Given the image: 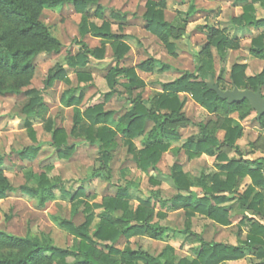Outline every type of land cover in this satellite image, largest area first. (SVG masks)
Segmentation results:
<instances>
[{
    "label": "trees",
    "instance_id": "16d2710c",
    "mask_svg": "<svg viewBox=\"0 0 264 264\" xmlns=\"http://www.w3.org/2000/svg\"><path fill=\"white\" fill-rule=\"evenodd\" d=\"M98 2L99 0H0V95L22 93L25 96L26 101L20 112L25 117V129L31 140L36 141L34 120L44 106L41 92L30 87L34 75L32 62L38 54L58 53L62 47L51 29L41 21V14L44 9L56 10L70 3L74 11L81 15L78 27L80 38L89 35L100 39L103 46L88 49L84 43L78 42L79 51L74 56H66L65 68L56 64L47 71L43 80L44 89L51 87L55 81L70 85L68 75L71 70L78 83L90 82L91 76L83 69L90 58L103 59L106 44L112 45L116 65L105 76L109 90L102 95V102L82 106L85 85L71 87L61 94L60 103L63 107L72 108V127L69 133L55 126L53 119L44 120L43 128L51 136L49 146L56 151L57 158L67 160L73 154L74 146L69 145V137L83 139L97 147V160L106 171L97 169L92 176L109 182V164L117 147L116 136L119 134L127 147V154L132 156L133 162L142 172L155 170L162 154L169 150L175 156L183 150L189 160L201 155L213 157L215 171L191 176L184 173L179 164H173L170 179L176 194L164 199L159 191H154L149 198L140 200L138 204L129 199V191L133 188L131 181L116 185L114 196L100 203L84 204L85 220L82 224L75 225L68 220H60L59 226L75 241L68 248L56 247L49 236L26 234L19 237L0 230V264H222L241 260L246 252L254 253L260 259L257 264H264V222L256 218L260 216L264 219V163L243 157L235 144L243 131L239 122L245 120L252 110L246 100L229 105L206 87L207 78H215L212 49L223 60L228 51L239 48L238 38H231L225 30L216 26H203L201 32L206 35V43L195 55L197 63L194 69L182 71L175 80L160 84V91L148 101V106L140 93L135 94L131 99L130 109L117 118L116 112L104 110L105 103L117 93L116 86H121L132 95L133 90L144 87V82L137 76L135 68L119 67V62L129 51L125 42L128 36L111 32L110 24L103 21ZM234 3L240 6L241 14L230 19L231 28L261 29L262 32L251 39L248 51L252 56L264 60V18L258 19L255 9L256 4L264 8V0H234ZM88 6H95L93 16L102 20L101 25L90 21L86 13ZM165 6L166 0H147L142 17L146 30L161 42L170 55L175 56V42L183 37L187 20L181 18L180 21L177 19L175 22H166L163 15ZM192 7L190 6V13L186 15L193 13ZM112 17L123 19L114 14ZM156 67H159L160 72L170 69L168 64L152 58L137 65V69L143 72H152ZM245 69L244 64H234L229 73V86L227 87L222 72L215 83L221 90L237 87L239 90L255 91L259 86L264 97V66L260 73L253 76H246ZM180 94L189 95L191 100L214 115L215 119L197 124L196 134L188 137L180 148H171L172 143L179 140L178 129L190 123L183 113L186 97L182 98ZM232 114H236L237 119L231 118ZM147 122L152 123L148 131ZM256 122L264 129V115ZM221 131L224 134L220 140L218 133ZM135 139H140V149L134 145ZM39 148V145L27 147L19 152V156L22 159H34ZM226 150H233L238 158L229 157ZM1 167L0 158V199H3L14 188ZM43 169L44 172L35 176L26 175V183L19 188L23 194L37 198L40 206L54 197L52 191L61 183L48 176L50 166L46 165ZM245 177H249L251 183L240 193L238 188ZM31 181L33 185H29ZM149 181L157 183L151 177ZM193 189H198V192ZM83 195V189L79 188L71 197L78 199ZM151 200L158 203L160 211L183 210L187 218L186 231L190 227V218L196 214L205 216L220 226H228L230 213L235 205L243 215L240 225L247 228L245 240L240 246H232L206 242L193 234L199 243L195 258H183L177 263L172 258V249L168 247L158 256L116 248L120 239L146 236L153 240H163L168 232L172 235L181 233L152 222L155 204ZM232 201L235 204L224 206ZM95 210H98L99 221L91 231ZM156 216L162 219L165 213L157 212ZM97 246L104 248V251L98 250Z\"/></svg>",
    "mask_w": 264,
    "mask_h": 264
},
{
    "label": "rangeland",
    "instance_id": "374dc122",
    "mask_svg": "<svg viewBox=\"0 0 264 264\" xmlns=\"http://www.w3.org/2000/svg\"><path fill=\"white\" fill-rule=\"evenodd\" d=\"M146 2L147 0H99L98 4L102 9L103 21L110 24L111 32L129 36L127 41L130 45V51L125 56L122 66L132 67L149 58L170 66V69L162 73L138 71L140 78L146 83L142 97L147 99V105L155 94L154 89L159 88V83L173 81L180 76V72L194 69L197 63L195 55L206 43V35L201 32L205 25L216 26L225 30L231 38H239V49L228 51L223 60H220L216 50L212 49L214 81L222 72L228 87L230 84L229 73L234 64H244L246 76L256 75L261 70L263 62L251 58L248 47L250 40L262 31L242 30L234 32L230 28V19L239 16L241 13V8L235 5L234 0H185V3H180L179 0H167L164 17L166 22L174 21L176 18L179 21L181 18L187 20L183 37L175 42V56L170 55L157 38L145 30L142 14ZM190 6H193V13L189 16L186 14L190 13ZM255 8L256 17L263 18L264 8L258 4ZM94 11L95 6H88L86 9L87 16L97 25H101L102 20L93 16ZM111 14L123 17V19L117 20ZM41 21L51 29L53 35L61 42L62 47L58 53L38 54L32 62L34 75L30 87L41 92L42 99L46 104V108L43 106L35 116L33 130L36 141L31 140L28 135L25 129V117L20 112L26 101L25 96L22 93L19 95H0L1 168L14 188L13 192L7 193L3 199H0L1 231L19 237L26 234L37 237L49 236L56 247L68 248L73 246L75 241L70 234L59 226L60 220H68L75 225L82 224L85 220L84 204L100 203L114 196L116 185L124 184V180L132 182L133 188L129 191V199L138 204L140 200L149 198L150 193L154 191H159L164 199L175 195L176 191L170 179V169L173 164L179 163L182 171L191 176H199L201 172L210 174L215 171L214 158L201 155L189 160L183 150L177 156L169 150L162 154L155 170L149 169L147 172H142L133 162L132 156L127 154V147L119 138L117 139V149L113 151L109 164V182L92 176L95 170L101 168V163L97 160V149L85 141L69 137V145L74 146L73 154L67 160L57 158L56 151L49 146L51 136L43 128L44 120L53 119L55 126L61 127L69 133L72 127V110L63 107L60 103L61 94L71 87L85 85L82 106L102 102V95L109 90L105 79L106 69L114 62L111 58L112 45H104L103 59L101 61L89 59L87 62L84 72L91 76L90 82L78 83L76 75L70 72L68 76L70 85L54 82L51 87L44 89L43 80L47 71L56 64L63 65L65 68L66 56H74L78 53L80 48L78 42H81L78 33L81 15L74 11L72 4L67 3L56 10L44 9L41 14ZM82 41L90 48L103 46L98 39L91 36H86ZM118 91L119 94L105 104V109L116 111L121 115L129 105L124 100L126 95L120 93L123 91L122 88L118 87ZM186 96L188 95H182V98ZM184 112L190 120V125L180 130V134L178 133L179 140L173 142L171 148H180L189 136L197 132V124L206 122L210 118L215 119V116L209 115L207 111L187 97ZM254 116L252 112L246 120L241 122L244 129L243 136L235 143L243 157H249L250 140L252 134L257 130L255 121L252 120ZM223 134L222 131L218 134L220 140L223 138ZM133 143L137 149L141 148L140 139L133 140ZM37 145L40 148L34 159L20 158L19 152L27 147ZM226 154L229 157L238 158V154L233 150H226ZM46 165L51 167L48 176L53 180L61 181V183L53 189L54 197L40 206L37 198L23 194L19 188L26 183V175L35 176L44 172L43 167ZM101 170L104 171V168ZM125 171L127 174L123 175ZM150 177L157 183L154 184L149 181ZM29 185H33V182L31 181ZM79 188L83 189L84 195L78 199H73L71 196ZM196 191L198 192V190ZM150 202L155 204L152 222L181 233L172 235L168 232V236L163 240H153L146 236L120 239L116 248L141 251L151 256H158L168 247L172 249V258L177 263L183 258L189 260L195 258V251L199 243L193 234L198 235L206 242L235 245L242 229L245 231L247 229L244 225H240L242 213L235 205L230 213L228 226L221 227L205 216L196 214L190 218V227L186 231L187 218L183 210L167 211L162 209L160 211L156 201L151 200ZM230 204H235V201L226 203L224 206ZM157 212H164L165 217L158 218ZM97 214L98 210L93 211L94 221L91 231L99 221ZM240 244L241 242L235 246H240ZM97 249L104 251L101 246H97Z\"/></svg>",
    "mask_w": 264,
    "mask_h": 264
},
{
    "label": "crops",
    "instance_id": "0c3cea01",
    "mask_svg": "<svg viewBox=\"0 0 264 264\" xmlns=\"http://www.w3.org/2000/svg\"><path fill=\"white\" fill-rule=\"evenodd\" d=\"M167 1V0H166ZM180 1V3H185L184 1L185 0H179ZM188 1H190V0H188ZM189 3V2H188ZM257 5V4H256ZM256 5H255V7H256ZM236 6H238V5H236ZM166 7H167V2H166V6H165V8H164V10H163V15H164V17H165V10H166ZM238 7H240V6H238ZM256 9V8H255ZM144 12H145V10H144ZM241 14V13H240ZM239 14V15H240ZM179 15V14H178ZM142 16H143V14H142ZM234 17H236V16H234ZM238 17V16H237ZM233 18V17H232ZM258 18V17H257ZM264 18V17H263ZM177 19V18H176ZM176 19L174 20V21H171V22H175L176 21ZM259 19V18H258ZM142 20H143V17H142ZM91 22H93V23H95V24H97L96 22H94V21H92V20H90ZM166 21V20H165ZM143 22H144V20H143ZM144 28H145V22H144ZM230 28H231V25H230ZM234 32H239V31H242V30H244V31H249V30H255V31H261V29H255V28H239V29H233V28H231ZM145 30H146V28H145ZM147 31V30H146ZM148 32V31H147ZM114 34V33H113ZM150 35H152L151 33H149ZM204 34V33H203ZM123 35H125V34H123ZM86 36H89V35H86ZM85 36V37H86ZM126 36H128V35H126ZM152 36H154V35H152ZM85 37H83L82 39H81V42L82 43H84L86 46H87V48L88 49H94V48H90L85 42H83L82 40L85 38ZM129 37V36H128ZM155 37V36H154ZM93 38V37H92ZM237 38V37H236ZM97 39V38H96ZM128 39V38H127ZM99 40V42L101 43V40L100 39H98ZM158 40V39H157ZM238 40H239V38H238ZM159 41V40H158ZM127 44H128V46H129V51H130V45H129V42L128 41H125ZM160 42V41H159ZM250 42H251V40H250ZM161 43V42H160ZM101 45V44H100ZM107 46L108 45H110V44H106ZM205 45V44H204ZM203 45V46H204ZM249 46H250V44H249ZM239 49V48H238ZM248 49H249V47H248ZM128 51V52H129ZM112 52V51H111ZM127 52V53H128ZM127 53L124 55V57H123V59L119 62V67H125V68H135V72H136V74H137V76L140 78V76H139V74H138V71H140V72H143V71H141V70H139V69H137V65H135V66H132V67H127V66H122L121 64H123L122 62H123V60L125 59V56L127 55ZM248 53H249V51H248ZM249 55L251 56V58H253V59H255V60H259V61H262L263 62V66H264V60H261V59H259V58H256V57H254V56H252L250 53H249ZM111 58H112V60H113V62H114V64L113 65H111V66H109V67H107V69H106V72H108V70L110 69V68H113L115 65H116V62H115V60H114V58H113V52H112V55H111ZM90 59H92V58H90ZM153 59V58H152ZM93 60V59H92ZM94 60H96V59H94ZM89 61V60H88ZM96 61H101V60H96ZM145 61V60H144ZM156 61H158V60H156ZM159 62V61H158ZM160 63H163V62H160ZM140 64V63H139ZM263 66H262V68H261V70L258 72V73H260L261 71H262V69H263ZM84 70H86V67L83 69V71ZM164 71H166V70H164ZM164 71H162V72H164ZM70 72H73V74H75L74 73V71H70ZM153 72H157V73H162V72H160L159 71V67H156L155 69H154V71H152V72H143V73H153ZM257 73V74H258ZM70 74V73H69ZM107 74V73H106ZM69 76V75H68ZM140 80H142L141 78H140ZM143 81V80H142ZM55 82H60V81H55ZM144 82V81H143ZM165 83H167V82H165ZM160 84H162V83H159L158 84V86H159V88H156V89H154V92L156 93V92H159L160 91ZM118 87H120V88H122L121 86H119V85H117L116 86V90H117V93L116 94H114L111 98H110V100L114 97V96H117L118 94H119V91H118ZM146 87V83L144 82V87L143 88H140V89H135V90H133L132 92V95H129L123 88H122V90L123 91H121L120 93H123V94H125L126 95V97H125V99L124 100H126V102L128 103V107H127V109L121 114V115H119L116 111H114V112H116L117 113V118L118 117H121L123 114H125L129 109H130V107H131V99L135 96V94H137V93H140L141 94V97H142V91H143V89ZM262 90V89H261ZM137 91V92H136ZM136 92V93H135ZM182 95H184V94H180V97H182ZM61 97V96H60ZM188 99H190L191 100V98H190V96L188 95V96H186ZM142 99L144 100V102H145V104H146V101H147V99H144L143 97H142ZM109 100V101H110ZM191 101H193V100H191ZM194 102V101H193ZM107 103V102H106ZM105 103V104H106ZM195 103V102H194ZM43 105H44V107H45V102H44V100H43ZM198 105V104H197ZM146 106H148L147 104H146ZM200 106V105H199ZM201 107V106H200ZM46 108V107H45ZM202 108V107H201ZM204 109V108H203ZM71 110H72V108H71ZM104 110L105 111H113V110H106L105 109V105H104ZM205 110V109H204ZM206 111V110H205ZM183 113H184V115H185V117L189 120V118L186 116V114H185V112H184V108H183ZM254 113V112H253ZM209 114V113H208ZM209 115H211L212 116V114H209ZM254 115H255V113H254ZM214 116V115H213ZM230 117L231 118H233V119H237V115L235 114V116H234V114H232V115H230ZM212 118H210V119H208L207 121H209V120H211ZM247 119V118H246ZM245 119V120H246ZM252 120H253V118H252ZM206 121V122H207ZM244 121V120H243ZM243 121H241V122H243ZM254 121V120H253ZM189 122H190V120H189ZM206 122H203V123H206ZM241 122H239L240 124H241ZM255 124H256V131L252 134V139L250 140V144H249V152H248V154H249V157L247 156V157H245V158H247V159H250V160H252V161H256L257 163H260V164H263L264 163V161H263V158H264V129H262L260 126H259V124L255 121ZM190 125V123L189 124H187L186 126H184V127H181V128H179L178 129V133L180 134V130L181 129H184V128H186V127H188ZM241 126H242V124H241ZM151 127H152V123L151 122H147L146 123V131H148V130H150L151 129ZM242 128H243V126H242ZM243 131H244V129H243ZM243 131H242V136H243ZM197 133V132H196ZM195 133V134H196ZM220 133V132H219ZM218 133V134H219ZM194 135V134H193ZM192 136V135H191ZM241 136V137H242ZM190 137V136H189ZM119 138V140L121 141L122 140V137H121V135H117L116 136V143H117V139ZM241 139V138H240ZM79 140H82V141H84L83 139H79ZM239 140V139H238ZM237 140V141H238ZM86 142V141H85ZM89 144V143H88ZM90 145V144H89ZM90 146H92V147H95L96 149H97V147L96 146H94V145H90ZM117 146H118V143H117ZM236 146H237V144H236ZM238 147V146H237ZM115 149H117V147L115 148ZM140 149V148H139ZM238 150H239V152L242 154V152L240 151V149L238 148ZM98 155V154H97ZM204 156H206V155H204ZM243 156V155H242ZM206 157H209V156H206ZM209 158H213V157H209ZM179 164V163H178ZM215 170V169H214ZM125 173L127 174V172L125 171L124 172V174L123 175H125ZM262 174H263V176H264V166H263V169H262ZM124 181H126V180H124ZM251 183V180H250V178L249 177H245L244 179H242V181H241V183H240V186H239V188H238V191L240 192V193H242L244 190H245V188H246V186L247 185H249ZM174 188V187H173ZM175 190V189H174ZM194 190V189H193ZM196 190H198V189H195L194 191H196ZM257 191H258V189H256ZM176 191V190H175ZM176 194V193H175ZM242 217H243V215H242ZM256 218H257V220H259L260 222H264V219H261V217L260 216H256ZM222 227V226H221ZM247 232V229H246V231L244 230V229H242V232H241V234H239V236H238V238H237V241H236V244L235 245H237L239 242H243L244 240H245V237H246V233ZM207 242H210V241H207ZM216 243H221V242H216ZM223 244H226V243H223ZM228 245H232V246H235L234 244H228ZM260 262V259H258V258H256V256L254 255V253H250V252H246V256L243 258V259H241V260H238V261H231V262H225V264H257V263H259Z\"/></svg>",
    "mask_w": 264,
    "mask_h": 264
},
{
    "label": "water",
    "instance_id": "95a60500",
    "mask_svg": "<svg viewBox=\"0 0 264 264\" xmlns=\"http://www.w3.org/2000/svg\"><path fill=\"white\" fill-rule=\"evenodd\" d=\"M206 87L209 91L214 92L220 100L226 101L229 105L246 100L249 103L252 112L255 113V116L253 117L254 121H257L262 115H264V97L262 96L261 88L259 86L255 91L239 90L237 87L221 90L213 78L209 76L206 81Z\"/></svg>",
    "mask_w": 264,
    "mask_h": 264
}]
</instances>
